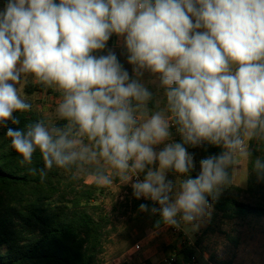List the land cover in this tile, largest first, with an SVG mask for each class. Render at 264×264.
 <instances>
[{
    "label": "clouds",
    "instance_id": "obj_1",
    "mask_svg": "<svg viewBox=\"0 0 264 264\" xmlns=\"http://www.w3.org/2000/svg\"><path fill=\"white\" fill-rule=\"evenodd\" d=\"M114 35L131 74L107 47ZM29 80L57 93L53 118L8 127L6 138L41 180L54 168L100 187L118 178L158 205H139L159 213L157 227L177 229L210 216L209 197L237 184L241 164L238 186L250 173L264 180L253 149L264 144V0H6L0 127L33 111ZM205 145L222 150L193 177L188 146Z\"/></svg>",
    "mask_w": 264,
    "mask_h": 264
},
{
    "label": "trees",
    "instance_id": "obj_2",
    "mask_svg": "<svg viewBox=\"0 0 264 264\" xmlns=\"http://www.w3.org/2000/svg\"><path fill=\"white\" fill-rule=\"evenodd\" d=\"M114 39L113 36L108 41L109 49ZM44 89L29 86L26 92L32 95ZM14 115L19 125L9 122L0 127V264H105L102 256L114 229L111 213L115 209L108 213L98 205L100 189L96 184L76 186L79 179L75 171L54 168L41 180L39 175L28 171V166H20L6 138L7 128L23 127L29 120L44 117L34 107L31 113ZM253 149L254 156L261 155L264 144L254 143ZM221 150L212 145L188 146L196 160V168L190 175L195 177L199 173L201 158L219 154ZM31 167H43L39 153L34 155ZM243 193L250 199L242 200ZM209 203L226 221H245L250 217L264 220V180L258 181L255 173H250L245 190L236 184L225 187L215 201L209 197ZM140 204H147L149 209L158 207L152 201L133 198L126 211L141 213ZM145 213L159 220V213ZM196 254V247L184 245L174 251L169 262L198 264Z\"/></svg>",
    "mask_w": 264,
    "mask_h": 264
},
{
    "label": "rangeland",
    "instance_id": "obj_3",
    "mask_svg": "<svg viewBox=\"0 0 264 264\" xmlns=\"http://www.w3.org/2000/svg\"><path fill=\"white\" fill-rule=\"evenodd\" d=\"M5 2L6 0H0V10ZM110 49L115 51L121 64L131 74L132 66L127 63L124 48L114 45ZM99 54H106V50ZM148 78L146 74L145 79ZM29 86L38 85L29 80L23 86V91L34 109L44 118H53L57 93L44 89V92L37 91L30 95L26 92ZM150 89L154 90V87L150 85ZM176 139L179 140V137ZM245 171L246 166L241 164L236 186L242 190L246 189L248 179L239 186L238 184L244 179ZM74 175L79 179L76 184L78 187L95 184L91 176L78 173ZM167 179L175 184L178 177L169 172ZM98 187V205L108 213L115 209V212L111 213V227L114 229L102 256L105 264H170L169 259L174 251L180 250L184 245L196 247L198 264H213L214 261H225L229 264H264L263 219L250 217L245 221H226L211 207L210 216L199 222L198 226L182 225L175 235L174 227L163 224L155 227L158 219L145 212L133 213L130 209L126 211V205L134 198L130 185H122L118 178H114L111 185ZM241 197L245 201L250 199L247 193H243Z\"/></svg>",
    "mask_w": 264,
    "mask_h": 264
},
{
    "label": "crops",
    "instance_id": "obj_4",
    "mask_svg": "<svg viewBox=\"0 0 264 264\" xmlns=\"http://www.w3.org/2000/svg\"><path fill=\"white\" fill-rule=\"evenodd\" d=\"M114 38H115L114 39V45H116V47L123 48L121 40L118 39L115 35H114ZM114 45H113V47H114Z\"/></svg>",
    "mask_w": 264,
    "mask_h": 264
},
{
    "label": "built area",
    "instance_id": "obj_5",
    "mask_svg": "<svg viewBox=\"0 0 264 264\" xmlns=\"http://www.w3.org/2000/svg\"><path fill=\"white\" fill-rule=\"evenodd\" d=\"M178 232H179V229H177V228L173 229V233H174L175 235H177Z\"/></svg>",
    "mask_w": 264,
    "mask_h": 264
}]
</instances>
